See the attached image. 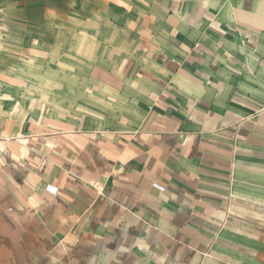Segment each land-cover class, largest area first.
I'll list each match as a JSON object with an SVG mask.
<instances>
[{
    "label": "crops",
    "instance_id": "1",
    "mask_svg": "<svg viewBox=\"0 0 264 264\" xmlns=\"http://www.w3.org/2000/svg\"><path fill=\"white\" fill-rule=\"evenodd\" d=\"M100 6L71 101L0 113V264H264V0ZM0 11L21 34L54 7Z\"/></svg>",
    "mask_w": 264,
    "mask_h": 264
},
{
    "label": "rangeland",
    "instance_id": "2",
    "mask_svg": "<svg viewBox=\"0 0 264 264\" xmlns=\"http://www.w3.org/2000/svg\"><path fill=\"white\" fill-rule=\"evenodd\" d=\"M8 1L0 0V9ZM50 2L54 13L48 24L27 26L21 34L12 30L13 24H8L6 12L0 11V66L5 70L11 69L13 76L26 81V84L20 86L18 83L0 80V85L8 90L6 93L9 95H0V113L7 111L9 102L19 100V96L26 93L33 96L37 105H42L41 102L44 104L41 111L56 112L58 106L66 105L72 99V91L69 89L73 83L72 63L66 50L75 40L79 48L78 55L80 53L82 58V48L90 41L104 39L106 11L100 6L101 0ZM58 42L63 47L62 52H65V55L60 56V61L57 60L56 51ZM58 62L64 64L66 69V74L60 78L57 77ZM80 82L83 84L84 80ZM42 93L47 97H43Z\"/></svg>",
    "mask_w": 264,
    "mask_h": 264
},
{
    "label": "built area",
    "instance_id": "3",
    "mask_svg": "<svg viewBox=\"0 0 264 264\" xmlns=\"http://www.w3.org/2000/svg\"><path fill=\"white\" fill-rule=\"evenodd\" d=\"M159 57L162 59L163 57H162V55H159Z\"/></svg>",
    "mask_w": 264,
    "mask_h": 264
}]
</instances>
